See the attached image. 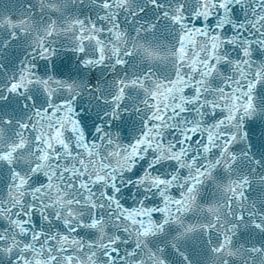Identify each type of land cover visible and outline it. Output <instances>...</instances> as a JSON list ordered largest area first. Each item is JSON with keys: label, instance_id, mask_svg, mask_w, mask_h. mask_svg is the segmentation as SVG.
Wrapping results in <instances>:
<instances>
[{"label": "snow or ice", "instance_id": "1", "mask_svg": "<svg viewBox=\"0 0 264 264\" xmlns=\"http://www.w3.org/2000/svg\"><path fill=\"white\" fill-rule=\"evenodd\" d=\"M0 264H264V0L0 8Z\"/></svg>", "mask_w": 264, "mask_h": 264}, {"label": "water", "instance_id": "2", "mask_svg": "<svg viewBox=\"0 0 264 264\" xmlns=\"http://www.w3.org/2000/svg\"><path fill=\"white\" fill-rule=\"evenodd\" d=\"M25 3H27V0H0V8H15Z\"/></svg>", "mask_w": 264, "mask_h": 264}]
</instances>
